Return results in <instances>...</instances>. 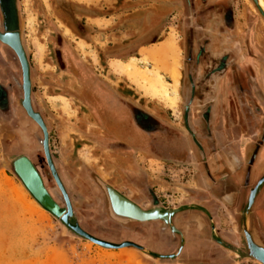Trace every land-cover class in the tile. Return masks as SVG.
Returning <instances> with one entry per match:
<instances>
[{
  "label": "flooded vegetation",
  "instance_id": "af4514ba",
  "mask_svg": "<svg viewBox=\"0 0 264 264\" xmlns=\"http://www.w3.org/2000/svg\"><path fill=\"white\" fill-rule=\"evenodd\" d=\"M169 4L181 8L178 24L183 33L178 41L182 64L176 110L159 107L145 96H134L119 84L105 87L91 83L90 92L99 109L120 120L108 129L92 109L97 128L103 132L97 141L108 146L117 158L115 165L122 172L113 175L114 181L129 185L134 193L128 195L109 181L95 175L94 178L99 186L113 188L141 210L161 206L154 191L155 181L145 166L149 156L180 166L191 165L194 183L181 188V209L171 216L175 230L163 220H127L125 224L111 220L107 226L94 220V227L99 231L106 226L112 233L120 230L128 236L123 241H132L159 254H171L180 248L178 256L216 261L222 259L224 251L210 236L214 234L224 243L239 246L244 218L248 228L254 227L264 240V182L246 214L251 189L264 176V36L259 34L252 17L246 30L243 22L235 20L231 0H171ZM157 21L152 31L137 40L133 46L137 48L129 50L130 54L139 55L141 47L165 38L162 32L155 34L160 19ZM8 32L19 35L29 66L30 104L47 130L50 157L78 225L95 237L113 242L98 236L91 223L75 209L52 155L48 124L33 97L31 64L21 39L16 0H0V33ZM22 82L17 54L0 40V123L4 147L8 154L26 156L51 198L65 207L43 149V130L21 103ZM25 122L31 126L28 132L34 133L31 138L38 144L42 160L34 157L35 145L30 134L19 133ZM9 135L13 139L5 144ZM139 153L145 156L142 165L136 157ZM99 200L100 204L107 201L105 192L100 193ZM223 218L228 225L222 222Z\"/></svg>",
  "mask_w": 264,
  "mask_h": 264
},
{
  "label": "rangeland",
  "instance_id": "374dc122",
  "mask_svg": "<svg viewBox=\"0 0 264 264\" xmlns=\"http://www.w3.org/2000/svg\"><path fill=\"white\" fill-rule=\"evenodd\" d=\"M16 1L21 39L31 64L35 105L48 124L51 152L73 205L83 215L82 218L91 223L94 232V220L98 221V225H106L111 220L125 224L127 221H118L110 215L108 199L100 204V193L105 191L94 175L128 195H132L134 190L129 185L114 181L113 175H121L122 170L116 167L117 158L109 147L99 145L97 141L103 132L97 128L92 109H95L98 121L108 129L119 124L120 120L99 109L89 85L100 83L109 87L119 84L134 96H145L153 99L159 107L176 110L179 80L176 82L173 74L176 67L180 78L182 62L178 41L183 33L178 18L181 8L171 7V0ZM231 1L235 20L243 22L246 30V23L252 17L259 34L264 36L263 18L250 1ZM159 19L160 25L155 34L162 32L165 38L148 48H141L139 55L130 54L129 50H136L137 47L133 46L137 45V40L152 31ZM81 42L85 45L83 48L79 45ZM162 45L170 49L166 66H163L166 62L162 63L159 55H155L154 59L150 56V51L154 50V53L162 49ZM117 63L135 67L150 78L159 73L164 78L166 96L148 93L127 73L116 70L114 66ZM29 128L31 126L25 122L19 130L20 135L30 134L31 138L34 133L31 130L29 133ZM2 130L0 123V264H259L250 260L235 262L224 247L222 259L216 261L178 256L180 248L174 252L177 253L176 258L163 259V262L152 260L137 249L141 255L139 262L118 261L125 248L103 247L90 242L66 231L51 213L46 212L48 220V216L45 218L35 211L29 200L35 203L37 209H44L11 171V161L17 155L6 152ZM12 139L13 136L9 135L4 143L10 144ZM31 139L35 145L34 157L42 160L38 144L34 138ZM136 157L141 165L144 164L142 153ZM145 166L155 181L154 191L161 207L178 206L183 198L181 188L194 183L191 179L194 168L191 165L180 166L149 156ZM222 222L229 224L225 218ZM106 226L96 234L115 243L128 237L120 230L112 233ZM89 243L91 246L87 247Z\"/></svg>",
  "mask_w": 264,
  "mask_h": 264
},
{
  "label": "water",
  "instance_id": "95a60500",
  "mask_svg": "<svg viewBox=\"0 0 264 264\" xmlns=\"http://www.w3.org/2000/svg\"><path fill=\"white\" fill-rule=\"evenodd\" d=\"M254 7L257 9L258 13L261 15L264 21V0H252ZM0 40L4 43L8 44L17 54L19 58V62L21 65L22 70V88H23V99L21 101L23 107L25 108L27 114L34 119L42 128L44 138H43V149L46 155V159L48 165L51 170V174L54 180L57 183L60 191L63 194L66 206L61 207L57 202H55L49 193L46 191L42 180L31 164L30 160L24 156H16L11 161L10 169L14 173V175L23 183L26 187L30 195L42 206L44 207L49 213L57 217L62 225V227L71 234H75L83 239L91 241L95 244H98L103 247L109 248H119L123 246H131L139 250L145 256L149 257L152 260L163 262V259H174L177 257V253L173 254H159L148 250L146 247L135 244L132 241H122L120 243H113L109 241L102 240L98 237H95L87 232H85L79 225L76 220V216L74 211L72 210L69 198L67 196V192L58 177V174L54 168L52 163L49 147H48V133L45 128V125L39 115V113L33 111L31 104H30V79H29V66L25 56V52L23 47L20 43L19 35L17 32H8V33H0ZM264 182V176L258 181L256 186L251 189V193L249 196V201L246 206V214L249 213L250 204L261 186ZM104 191L106 193L109 205V212L110 215L121 222L131 220L126 218H121L120 215L116 210L117 203H122L126 205L132 212L130 215H126L127 218L134 217L139 222H144L148 220H163L164 223H168L172 230H175L173 224L171 223V216L181 209L180 206H173V207H161L155 206L149 210H141L136 205L125 199L123 196L119 195L116 190L113 188L105 185L103 186ZM116 210V211H115ZM122 212L123 211H119ZM125 213V212H124ZM128 213V212H127ZM121 214V213H120ZM125 216V217H126ZM241 236L239 237V246H232L230 244L224 243L218 238L215 237L214 234L211 235L212 238H215L222 247H224L229 255L234 259L235 262H240L244 260H250L254 262H262L264 264V240L259 234V232L252 227L249 229L247 226V221L244 218L241 221ZM180 250V249H179Z\"/></svg>",
  "mask_w": 264,
  "mask_h": 264
},
{
  "label": "bare ground",
  "instance_id": "6f19581e",
  "mask_svg": "<svg viewBox=\"0 0 264 264\" xmlns=\"http://www.w3.org/2000/svg\"><path fill=\"white\" fill-rule=\"evenodd\" d=\"M29 12V11H28ZM29 17H30V19L32 20L33 19V17L31 16V15H29ZM175 44V43H174ZM80 45V47L81 48H83L85 45H84V43H80L79 44ZM164 46V45H163ZM41 49V48H40ZM160 49V48H159ZM169 48H162V49H160V50H158V51H155L153 54L151 53V57L154 59L155 58V55H159V57H160V61L162 62V63H165L166 62V57H167V53L169 52ZM41 51V50H40ZM149 56V57H150ZM156 56V57H157ZM147 60V59H146ZM148 61V60H147ZM156 61V60H155ZM158 64V63H157ZM167 65V62L165 63V64H163V66H166ZM177 66V65H176ZM114 68L116 69V70H118V71H121V72H124V73H127L131 78H132V80L134 81V82H136L137 84H139L140 86H142V88L144 89V90H146L148 93H152V94H157L158 96L159 95H165L166 96V94H167V91H166V89L164 88L165 86H163V84H164V81H163V79L160 77V75H159V73H154V75H153V77L152 78H150V77H148V76H146V74L143 72H141V71H137V70H135L134 68L135 67H132V66H128V65H123V64H121V63H117L115 66H114ZM130 70H132L133 72L132 73H130L129 71ZM166 70V69H165ZM172 70V69H171ZM153 71V70H152ZM175 72H174V74H173V76H174V78H175V80H176V82H177V80H179L178 79V77H179V74H178V70L176 69V67H175V70H174ZM154 72V71H153ZM159 72V71H158ZM171 73H173V70H172V72ZM150 74V73H149ZM141 81H142V83L143 84H141ZM165 85V84H164ZM168 96V95H167ZM173 103V102H172ZM175 106V105H174ZM2 172H5V171H2ZM4 174V173H3ZM6 178H7V176H5ZM9 180H11L10 182H13V180L12 179H9ZM14 183V182H13ZM43 183V182H42ZM15 184V183H14ZM23 184V183H22ZM14 186V185H13ZM24 186V185H23ZM25 187V186H24ZM26 188V187H25ZM27 190V189H26ZM22 191V190H21ZM47 191V190H46ZM27 192H28V190H27ZM22 193H24V192H22ZM29 193V192H28ZM30 194V193H29ZM25 195V194H24ZM16 196V195H15ZM25 197L28 199V197L25 195ZM32 197V196H31ZM33 198V197H32ZM34 199V198H33ZM35 200V199H34ZM30 201V203H31V206H33L34 207V209H35V211L39 214V215H41V216H43V217H47L48 216V214L46 213V212H48L44 207H42L36 200V202L38 203V205L41 207V208H43L44 210L42 211V210H39V209H37V207H36V205H35V203L34 202H32L31 200H29ZM32 207V208H33ZM46 210V211H45ZM116 210H117V212L118 213H116V214H118V215H120V217L121 216H123V217H121V218H126V219H131V220H138V219H136V218H134V217H129V218H127V214L128 215H130L131 213L130 212H132V210H130L126 205H123L122 203H117V205H116ZM115 210V211H116ZM33 211V210H32ZM119 211H123V213L122 212H119ZM125 212V213H124ZM128 212V213H127ZM121 213V214H120ZM126 216V217H125ZM46 219H50L49 218V216L46 218ZM153 221V220H152ZM91 242V241H90ZM91 246V244L89 243V244H87V247H90ZM126 247H128V248H126ZM122 248H125L124 250L122 249ZM130 248H134V247H131V246H123V247H119V249H122L123 251H121V254L118 256V261H121V260H127V261H136V262H139L140 261V259H141V255H140V252H138L137 250H135L136 248H134V249H130ZM259 264H263L262 262H259Z\"/></svg>",
  "mask_w": 264,
  "mask_h": 264
},
{
  "label": "crops",
  "instance_id": "0c3cea01",
  "mask_svg": "<svg viewBox=\"0 0 264 264\" xmlns=\"http://www.w3.org/2000/svg\"><path fill=\"white\" fill-rule=\"evenodd\" d=\"M164 46H165V45H164ZM164 46L162 45L161 47H163V48H164ZM148 47H149V46H146V47H141V48H148ZM141 48H140V49H141ZM140 49H139V51H140ZM153 51H154V50H152V51H150V52H153ZM150 52H149V53H150Z\"/></svg>",
  "mask_w": 264,
  "mask_h": 264
}]
</instances>
